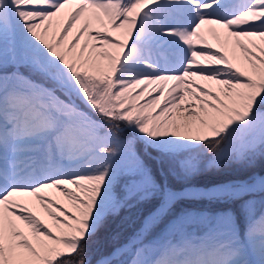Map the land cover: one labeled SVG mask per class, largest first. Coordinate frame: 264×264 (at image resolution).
<instances>
[{
    "label": "snow or ice",
    "instance_id": "snow-or-ice-1",
    "mask_svg": "<svg viewBox=\"0 0 264 264\" xmlns=\"http://www.w3.org/2000/svg\"><path fill=\"white\" fill-rule=\"evenodd\" d=\"M0 264H264V0H0Z\"/></svg>",
    "mask_w": 264,
    "mask_h": 264
},
{
    "label": "trees",
    "instance_id": "trees-1",
    "mask_svg": "<svg viewBox=\"0 0 264 264\" xmlns=\"http://www.w3.org/2000/svg\"><path fill=\"white\" fill-rule=\"evenodd\" d=\"M208 179H210V177H201L200 180H199V182H200V183H204V182H207ZM148 208H149V206H147V205L142 206V207L140 208V212H139V216H138V219H137V223H135L134 225H132V227H131V226H130V227H126V226H124V224H122V226H124V227L121 228L120 230H121L124 234H128V233H130L132 230H134V229L138 226V224H139V221H140V217H141V215L147 214ZM126 214H127V213H122V216H125ZM117 224H121L120 220H117V221H115V222L112 224V226H111L112 230H116V226H117ZM106 235H107V233H101V242H102V247L104 248V250H107L108 247H109V245H110V242H108V241H106V240L104 239V237H105Z\"/></svg>",
    "mask_w": 264,
    "mask_h": 264
},
{
    "label": "rangeland",
    "instance_id": "rangeland-1",
    "mask_svg": "<svg viewBox=\"0 0 264 264\" xmlns=\"http://www.w3.org/2000/svg\"><path fill=\"white\" fill-rule=\"evenodd\" d=\"M210 42L213 43L216 46H219V45L216 44L215 40H211L210 39ZM139 212H140V209L138 211H134L133 213H131L130 214V219H128L127 221L123 222L124 226H126V227H130L131 226L132 227V225L137 223ZM126 215H129V214L127 213ZM124 226H122L121 228H123Z\"/></svg>",
    "mask_w": 264,
    "mask_h": 264
}]
</instances>
